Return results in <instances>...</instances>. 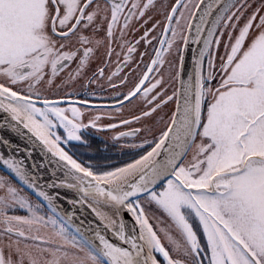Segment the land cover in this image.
<instances>
[{
    "label": "snow or ice",
    "instance_id": "1",
    "mask_svg": "<svg viewBox=\"0 0 264 264\" xmlns=\"http://www.w3.org/2000/svg\"><path fill=\"white\" fill-rule=\"evenodd\" d=\"M0 264H264V0H0Z\"/></svg>",
    "mask_w": 264,
    "mask_h": 264
},
{
    "label": "water",
    "instance_id": "2",
    "mask_svg": "<svg viewBox=\"0 0 264 264\" xmlns=\"http://www.w3.org/2000/svg\"><path fill=\"white\" fill-rule=\"evenodd\" d=\"M188 68H189V70L191 69V64L189 63V65H188Z\"/></svg>",
    "mask_w": 264,
    "mask_h": 264
}]
</instances>
